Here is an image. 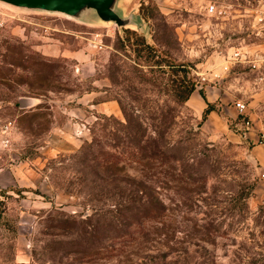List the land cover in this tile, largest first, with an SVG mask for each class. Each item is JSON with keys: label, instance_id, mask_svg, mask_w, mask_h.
<instances>
[{"label": "rangeland", "instance_id": "obj_1", "mask_svg": "<svg viewBox=\"0 0 264 264\" xmlns=\"http://www.w3.org/2000/svg\"><path fill=\"white\" fill-rule=\"evenodd\" d=\"M112 8L122 25L86 6L0 0V264H264V0ZM173 62L191 63L218 115L173 100L186 75ZM109 99L119 115L90 104ZM238 100L253 120L246 136ZM123 106L143 115L147 155L116 168L106 157L134 147ZM70 124L87 131L81 145L48 154ZM152 208L167 213L146 219Z\"/></svg>", "mask_w": 264, "mask_h": 264}, {"label": "trees", "instance_id": "obj_2", "mask_svg": "<svg viewBox=\"0 0 264 264\" xmlns=\"http://www.w3.org/2000/svg\"><path fill=\"white\" fill-rule=\"evenodd\" d=\"M126 37H124L123 40V44L125 45V41L126 40H130V36L131 33H136V31L134 29H130L129 27H127L126 29H124ZM138 37L140 39V42L142 44H144V46L150 47V48H154L150 43L147 42L146 38L144 35H140L138 34ZM156 64L160 65V68H165L161 62H156ZM191 65V63H187V62H179V63H171L170 66H172L175 69H172V71H185L186 75L183 74V76L179 79V84L178 85L180 90L174 94V98L173 100L175 102L178 103H182V102H186V100L190 97V95L192 94V92L196 89V84L197 82L191 78V77H187V72L189 71V66ZM200 92L202 93V95L205 97L206 101H207V106L204 109L203 112V118L202 120H205L209 114V112L213 109H215V105L213 104V102L209 101L206 93L204 90H200ZM124 107V112L126 114V120L125 121H120L123 125V127L125 128V132L126 135L130 138V142L132 144H134V147L129 149V156L128 159H124L123 156L120 155H114V156H107L105 159V163L112 165L116 168H119L121 162L125 161L127 162H131L130 164H133L135 162H138L140 160V155L142 154V156H146L147 154H144L143 151V145H142V141L145 140V137L147 135L148 129L147 127L144 125L145 122H143L141 120V114H137L135 115L134 113H132L131 111H128L125 106ZM157 118L162 119L161 121L164 122L167 126H168V119L165 118V116L167 115L166 112L164 110H162L160 113H157ZM175 117V114L173 116V119ZM170 121V120H169ZM144 127L145 128V133H144ZM143 130V132H142ZM165 132V131H164ZM143 135V137H142ZM122 155V154H121ZM125 163V164H126ZM143 186L141 187L139 186V188L141 189V193H143V195L141 194V196H144L145 198H147V196L149 197V201L151 202L153 200V195L150 192H147L148 188L147 186H149L148 184L143 182ZM140 193V192H139ZM160 201V199H159ZM162 203V202H161ZM154 209L152 208L150 211H147L145 213V218L146 219H157V216L159 214H166V208H160L159 211L156 210L153 211Z\"/></svg>", "mask_w": 264, "mask_h": 264}, {"label": "crops", "instance_id": "obj_3", "mask_svg": "<svg viewBox=\"0 0 264 264\" xmlns=\"http://www.w3.org/2000/svg\"><path fill=\"white\" fill-rule=\"evenodd\" d=\"M206 96L210 99L208 92ZM92 101H90V104L93 103L94 106L97 108V110L103 113L116 114V115H119L121 113V108L119 104L113 99L100 100L97 102H95V100L94 102ZM190 101L192 103L194 102V104L196 105L197 113L204 111L205 107L207 106V101L200 94L199 88H196L192 92L190 96ZM229 112L231 113L232 116L234 117L237 116V112L235 110L231 111L230 109ZM216 115H218V111L215 109L211 110L208 114L210 119L212 117H215ZM253 134H254V131L252 130L250 131L249 136L253 137ZM86 135H87V131L84 128H82L80 125L76 126V125L70 124L69 126H66V127L61 126L59 128L54 129L53 132L50 134V139L48 140L46 151H48V154H54V153L61 152V151H71L81 145Z\"/></svg>", "mask_w": 264, "mask_h": 264}, {"label": "water", "instance_id": "obj_4", "mask_svg": "<svg viewBox=\"0 0 264 264\" xmlns=\"http://www.w3.org/2000/svg\"><path fill=\"white\" fill-rule=\"evenodd\" d=\"M14 5L57 10L68 14L79 12L84 6L93 8L103 20L122 25L118 13L112 8L113 0H2Z\"/></svg>", "mask_w": 264, "mask_h": 264}, {"label": "built area", "instance_id": "obj_5", "mask_svg": "<svg viewBox=\"0 0 264 264\" xmlns=\"http://www.w3.org/2000/svg\"><path fill=\"white\" fill-rule=\"evenodd\" d=\"M209 11L216 12V13H219V14H221L223 12L222 9L219 10L217 8L215 3H211L209 5ZM235 104H236L237 109L241 112V114H243V117H244L243 121L244 122H242V126H243L242 130H243V134L246 136L248 131L253 126L252 125L253 120H252L251 116L249 115V113L247 112V104H246V102H244L242 100H238V101H236ZM263 136H264V134H263ZM263 175H264V172H263Z\"/></svg>", "mask_w": 264, "mask_h": 264}]
</instances>
